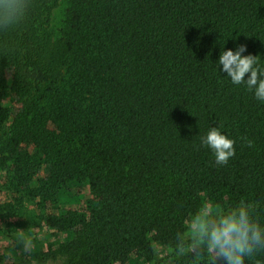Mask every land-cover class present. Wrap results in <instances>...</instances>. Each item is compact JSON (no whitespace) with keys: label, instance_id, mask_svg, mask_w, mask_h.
I'll use <instances>...</instances> for the list:
<instances>
[{"label":"trees","instance_id":"16d2710c","mask_svg":"<svg viewBox=\"0 0 264 264\" xmlns=\"http://www.w3.org/2000/svg\"><path fill=\"white\" fill-rule=\"evenodd\" d=\"M237 44L264 60V0H27L0 30V171L36 211L24 249L48 243L10 264H208L179 250L199 210L264 219V103L216 63ZM213 127L227 164L200 144Z\"/></svg>","mask_w":264,"mask_h":264},{"label":"clouds","instance_id":"9594fccd","mask_svg":"<svg viewBox=\"0 0 264 264\" xmlns=\"http://www.w3.org/2000/svg\"><path fill=\"white\" fill-rule=\"evenodd\" d=\"M26 11L27 0H0V30L20 24ZM246 52L245 44L222 49L216 61L218 70L233 85L245 86L257 101L264 103V60ZM235 143L216 127L200 139L220 165L235 155ZM178 239L181 253L192 251L197 259L207 256L208 264H246L264 252V219L256 203L244 199L218 210L205 207L189 219L187 235L181 234Z\"/></svg>","mask_w":264,"mask_h":264},{"label":"rangeland","instance_id":"374dc122","mask_svg":"<svg viewBox=\"0 0 264 264\" xmlns=\"http://www.w3.org/2000/svg\"><path fill=\"white\" fill-rule=\"evenodd\" d=\"M64 3L53 11V25L58 24L62 18ZM29 204L16 192L10 176L0 171V264H10L20 259H34L40 256L38 251H44L47 240H36L32 249L27 251L25 240L36 229L33 222L37 221L36 211L29 208ZM210 210H216L207 204ZM38 229L36 230V232ZM36 235H39L37 232ZM35 235V236H36ZM43 245V249L40 247ZM169 251L161 250L158 253L157 264H172ZM46 264H66V257L61 254L48 255L44 258Z\"/></svg>","mask_w":264,"mask_h":264}]
</instances>
